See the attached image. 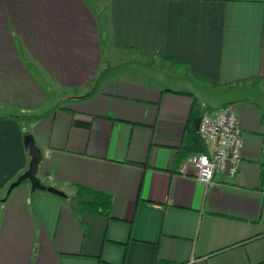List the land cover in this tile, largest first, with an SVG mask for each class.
I'll list each match as a JSON object with an SVG mask.
<instances>
[{
  "label": "crops",
  "instance_id": "obj_1",
  "mask_svg": "<svg viewBox=\"0 0 264 264\" xmlns=\"http://www.w3.org/2000/svg\"><path fill=\"white\" fill-rule=\"evenodd\" d=\"M126 61L264 93V0H0V264H264V116L231 105L238 169L205 185L187 164L212 149L191 96L129 70L80 98ZM24 132L65 198L27 181L4 198L28 168ZM86 189L108 215L71 208Z\"/></svg>",
  "mask_w": 264,
  "mask_h": 264
},
{
  "label": "water",
  "instance_id": "obj_2",
  "mask_svg": "<svg viewBox=\"0 0 264 264\" xmlns=\"http://www.w3.org/2000/svg\"><path fill=\"white\" fill-rule=\"evenodd\" d=\"M129 70H136L140 72L145 77L157 82L165 90L171 93H187L196 101L197 109H201L204 107L209 110H217L223 106L242 102L250 105H255L264 116V93L259 89L257 85L235 87L224 90L222 92H216L210 86L199 85L187 77H177L169 75L159 69L151 67L146 63L137 61H126L116 66L107 65L96 77L92 89L80 98H86L92 95L97 90L100 83L107 78ZM199 121V116H196L192 119V124L196 132H198ZM23 145L27 149L29 155L28 168L22 175H20L14 182L9 185L6 191V196H8L11 191L18 187L21 183L27 181L30 184L32 191H46L50 194L65 198L66 195L64 193L54 189L53 187L43 185L37 178L36 173L39 161L41 159V153L40 150L36 147L32 135L27 134L23 137ZM69 203L73 210L79 212L80 205L88 203V200L85 198L71 197L69 199Z\"/></svg>",
  "mask_w": 264,
  "mask_h": 264
},
{
  "label": "built area",
  "instance_id": "obj_3",
  "mask_svg": "<svg viewBox=\"0 0 264 264\" xmlns=\"http://www.w3.org/2000/svg\"><path fill=\"white\" fill-rule=\"evenodd\" d=\"M198 135L212 145L209 153H196L187 159L195 171V178L211 184L214 174L234 176L241 159L242 139L237 116L231 105L217 110L201 108Z\"/></svg>",
  "mask_w": 264,
  "mask_h": 264
},
{
  "label": "trees",
  "instance_id": "obj_4",
  "mask_svg": "<svg viewBox=\"0 0 264 264\" xmlns=\"http://www.w3.org/2000/svg\"><path fill=\"white\" fill-rule=\"evenodd\" d=\"M200 111H201L200 109H197L196 101L193 99V106L191 107L189 121H192L194 117L199 116ZM14 117L16 119L25 118L23 116H18V115H15ZM23 134L25 136L27 135V132H24ZM194 140L196 145H200L202 143L199 135L198 138H194ZM82 193H83L82 196L88 200V203L82 204V207L84 209H88V208L94 209V211L96 210L97 212L104 213V215H108L109 207H110V199L107 196L88 189H86L85 191L82 190ZM4 198H7V196L5 195Z\"/></svg>",
  "mask_w": 264,
  "mask_h": 264
},
{
  "label": "rangeland",
  "instance_id": "obj_5",
  "mask_svg": "<svg viewBox=\"0 0 264 264\" xmlns=\"http://www.w3.org/2000/svg\"><path fill=\"white\" fill-rule=\"evenodd\" d=\"M2 113H0V115H1Z\"/></svg>",
  "mask_w": 264,
  "mask_h": 264
}]
</instances>
